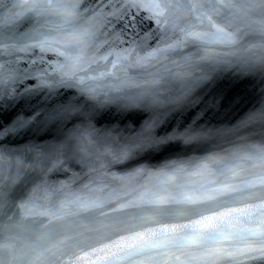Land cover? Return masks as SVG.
<instances>
[{
  "label": "water",
  "instance_id": "obj_1",
  "mask_svg": "<svg viewBox=\"0 0 264 264\" xmlns=\"http://www.w3.org/2000/svg\"><path fill=\"white\" fill-rule=\"evenodd\" d=\"M0 264H264V0H0Z\"/></svg>",
  "mask_w": 264,
  "mask_h": 264
}]
</instances>
